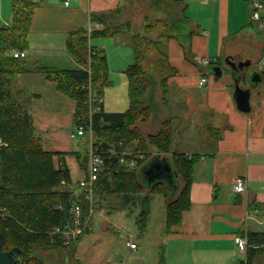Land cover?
Listing matches in <instances>:
<instances>
[{
  "label": "crops",
  "instance_id": "obj_1",
  "mask_svg": "<svg viewBox=\"0 0 264 264\" xmlns=\"http://www.w3.org/2000/svg\"><path fill=\"white\" fill-rule=\"evenodd\" d=\"M252 1L179 0L187 16L186 31L162 41L176 68L164 108L166 117L171 118L175 150L200 155L193 171L189 207L170 231L165 224L164 264H207L216 261L213 257L222 260L226 256L238 259L237 251L243 252L235 236L264 232V76L261 81L257 78L260 82L252 88L251 108L244 112L237 106L235 79L227 62L229 57L247 60L245 73L258 69L262 74L264 70V25L252 18ZM8 3L11 8V0ZM2 5L0 0V26L12 19V9L1 14ZM123 5L124 0H69L68 4L65 0H45L32 16L25 57L31 70L17 75L13 91L32 114L43 147L54 152L55 164L69 168L70 186L86 174L79 158L84 152L79 147L87 144L89 137L72 136L78 128L73 122L76 101L35 67H84L67 47L69 34L83 27L89 31L102 28L92 16ZM89 43L105 50L110 76L119 68L126 73L135 60L127 27L115 36L93 37ZM205 58H211L208 66L203 63ZM216 66L223 70L220 77H212L211 70ZM205 71H209L208 82L201 85ZM109 78L107 85L113 84ZM242 80L244 83V77ZM125 83L128 96V75ZM103 102L106 111H121L107 108L104 92ZM124 105L126 110L129 97ZM88 150L89 146L86 153ZM167 155L173 162V156ZM237 176L245 179L243 192L234 189ZM243 257H247L245 253ZM244 258L238 259L239 264ZM255 260L256 256L251 264Z\"/></svg>",
  "mask_w": 264,
  "mask_h": 264
},
{
  "label": "trees",
  "instance_id": "obj_2",
  "mask_svg": "<svg viewBox=\"0 0 264 264\" xmlns=\"http://www.w3.org/2000/svg\"><path fill=\"white\" fill-rule=\"evenodd\" d=\"M44 1L11 0V22L0 26V137L7 143L0 147V229L6 236L3 248L21 250L16 264H45L43 258L52 257L56 252L61 255L59 264H80L76 257L83 234L66 243L63 237L51 231L71 222L73 200L82 203L85 213L90 208L89 203L82 192L57 188L62 180L71 183L70 170L63 163L55 164L54 152L46 150L36 136L32 114L13 93L17 75L31 67L25 58L15 57L12 50L28 48L34 10ZM154 5L161 15L155 19L147 17L143 31H135L129 20L117 23L123 10L120 7L92 16V21L101 23L102 28L89 31L83 27L71 32L67 47L84 67L37 65L35 69L76 101L74 125L94 131L95 145L104 158L95 198L107 201L118 210L139 204L138 226L144 231L151 215L152 193L163 192L167 200L166 225L170 231L180 223L184 210L190 205L193 171L200 155L175 150L171 118L163 121L154 134L145 135L141 130L140 123L158 116L167 107L169 80L176 74L162 41L180 37L186 31L187 16L179 0H155ZM126 27L132 34L135 55L134 62L126 69L129 106L125 111H106L103 99H98L103 98V86L109 82L107 55L104 49L89 41L97 36H115ZM77 33L82 35L73 39ZM185 49L190 53L188 46ZM90 80L97 87L94 100L87 87ZM129 148L133 153H124ZM153 150L156 153L152 154ZM140 152H144L145 158L138 157ZM168 152L173 154L177 175L183 181L172 198L165 182L149 187L139 174L141 165L149 158ZM122 157L126 163L121 161ZM79 158L87 170L88 152ZM132 159H138L134 168L128 165ZM248 237L252 242L264 243V232H250ZM258 251H248L247 264L252 263ZM162 258L164 262V254Z\"/></svg>",
  "mask_w": 264,
  "mask_h": 264
},
{
  "label": "rangeland",
  "instance_id": "obj_3",
  "mask_svg": "<svg viewBox=\"0 0 264 264\" xmlns=\"http://www.w3.org/2000/svg\"><path fill=\"white\" fill-rule=\"evenodd\" d=\"M9 3L8 0H3L1 8L2 15L9 13L11 9ZM154 4L155 0H124L122 14L120 15V18L118 16L117 23L122 22L123 20H129L131 21V25L135 31H143V18L145 16L155 19L161 14V12L155 8ZM256 22L260 23L259 21ZM81 35V33H77L73 36V39L76 37L78 39ZM155 35L154 37H156ZM79 48L80 47L78 46V49ZM25 50L27 53V49ZM255 65L258 68L260 62L258 61ZM119 69L120 70L114 71L115 74L111 76L109 73V77L113 80V84H104L103 92L107 108L111 107L125 111L124 104L125 102H128L125 83L127 75L121 71V68ZM211 71L212 77H214V68H212ZM90 81L92 83V80ZM87 86L89 87L88 84ZM14 96H16L15 93ZM102 99L103 98H101V100ZM127 107L128 105L126 108ZM165 111L166 110L160 114V117L158 115L159 118L157 119L150 118L147 121L140 123L143 134L148 135L158 132L161 123L168 119L165 114L167 112ZM86 136L89 137V141L87 144L80 145L79 147V150L84 152V154L90 144V135L87 133ZM0 139L3 140L2 137H0ZM3 141L5 142V140ZM174 142L173 132V144ZM75 144L77 146L79 145L77 140H75ZM132 153L133 149H127V154ZM153 153H156V150H153L152 154ZM168 154L173 156L171 152H168ZM138 157L140 159L145 158L144 152L138 153ZM132 160H136V163H138V159ZM177 178L179 180L180 189L183 185V181L179 174L177 175ZM76 186L77 185L75 183L70 186L67 181L62 180L61 185L57 188L59 190L68 188V190H72L79 194L80 192H78ZM152 195V213L150 218L147 220V227L144 231H142L138 226V219L141 213V207L139 204L118 210L117 208H113L114 206L110 207L107 201H101L98 197L95 198L97 204L95 203L94 205L91 229L83 233L78 246L76 258H79L80 264H163L164 262L162 256L164 254V250L162 244L166 239L165 224L167 221L166 197L164 193L160 191L153 192ZM1 210L5 211L6 208H2ZM58 227L60 226L55 227L51 232L58 229ZM128 241L134 242L138 245V247H131L128 244ZM237 252L239 258H244L243 253H240L239 250ZM256 254L254 264H264V248ZM60 258L61 255L56 252L52 255V257L46 256L43 260L45 264H59ZM213 258L216 261H214V263L208 262L207 264H239V258L232 259L230 256H226L222 260L216 259V257Z\"/></svg>",
  "mask_w": 264,
  "mask_h": 264
},
{
  "label": "built area",
  "instance_id": "obj_4",
  "mask_svg": "<svg viewBox=\"0 0 264 264\" xmlns=\"http://www.w3.org/2000/svg\"><path fill=\"white\" fill-rule=\"evenodd\" d=\"M69 0H65V4H68ZM252 9V18L259 21L262 25H264V0H253L251 4ZM12 53L15 57H25L27 55L26 50H12ZM205 65H209L211 63V58H205L203 60ZM262 64H264V59L262 60ZM209 71L203 72V76L201 77L200 84L205 85L208 82ZM89 92L91 100H94L95 97V87L91 81L88 83ZM98 99V98H97ZM98 100H101L99 98ZM94 111V110H93ZM90 135V144L88 150V167L86 170V174L84 177L79 179L76 183L80 192L83 193V198L89 203V210L85 213L84 206L79 200L75 199L71 203V212H72V220L67 223L63 227H58V229L54 230L52 234H59L64 238L66 243H69L71 240L76 239L81 234L85 233L89 229H91L92 216L94 214V205H95V190L96 184L100 179V173L103 169L104 158L99 148L95 145L94 140V131L92 128L86 129L84 126H80L77 128V131L72 133L73 137ZM7 143L0 139V147L6 146ZM124 153H127L125 151ZM121 161L126 163V159L122 157ZM136 160H131L128 162L130 167H135ZM233 186L235 191L243 192L246 189L245 179L241 176H237L234 179ZM235 241L239 249L246 254H248L249 250H261L264 248L263 242H252L250 241L248 235H236ZM128 244L135 248L137 245L134 242L128 241ZM241 264H247V257L242 260Z\"/></svg>",
  "mask_w": 264,
  "mask_h": 264
},
{
  "label": "water",
  "instance_id": "obj_5",
  "mask_svg": "<svg viewBox=\"0 0 264 264\" xmlns=\"http://www.w3.org/2000/svg\"><path fill=\"white\" fill-rule=\"evenodd\" d=\"M247 60L235 61L232 57L227 59L232 69V74L235 79V99L237 106L240 110L247 112L250 110V97L252 93L251 86H243V77L247 78L248 83L255 84L254 77L261 78L263 76L258 69H252L250 72L245 73V68L248 65ZM246 62V63H245ZM215 77L222 75L221 66L214 67ZM260 81H257L260 82ZM256 83V84H257ZM139 174L143 182L147 186H151L156 182H165L168 188L169 197L172 198L176 195L179 188V180L177 178V172L174 163L170 160L167 154L157 153L149 158L139 169ZM6 242L5 233L0 229V264H16L18 261V254L21 250L12 248L5 250L4 244Z\"/></svg>",
  "mask_w": 264,
  "mask_h": 264
},
{
  "label": "flooded vegetation",
  "instance_id": "obj_6",
  "mask_svg": "<svg viewBox=\"0 0 264 264\" xmlns=\"http://www.w3.org/2000/svg\"><path fill=\"white\" fill-rule=\"evenodd\" d=\"M239 61H240V60H239ZM239 61H237V62H239ZM254 80L256 81L255 84H253V83H251V82L248 83L247 78L244 77V83H243V84H245L246 86H251V87H253V86L256 85V83H257V81H258L257 76L254 77Z\"/></svg>",
  "mask_w": 264,
  "mask_h": 264
}]
</instances>
